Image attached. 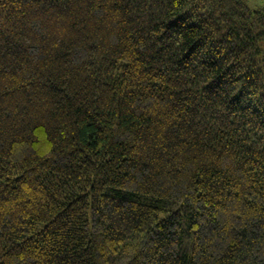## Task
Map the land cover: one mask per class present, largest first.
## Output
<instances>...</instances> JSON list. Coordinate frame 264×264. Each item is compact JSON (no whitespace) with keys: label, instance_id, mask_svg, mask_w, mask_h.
Segmentation results:
<instances>
[{"label":"trees","instance_id":"obj_1","mask_svg":"<svg viewBox=\"0 0 264 264\" xmlns=\"http://www.w3.org/2000/svg\"><path fill=\"white\" fill-rule=\"evenodd\" d=\"M0 264H264V4L0 0Z\"/></svg>","mask_w":264,"mask_h":264},{"label":"rangeland","instance_id":"obj_2","mask_svg":"<svg viewBox=\"0 0 264 264\" xmlns=\"http://www.w3.org/2000/svg\"><path fill=\"white\" fill-rule=\"evenodd\" d=\"M247 2L253 8L260 7L264 4V0H247Z\"/></svg>","mask_w":264,"mask_h":264}]
</instances>
